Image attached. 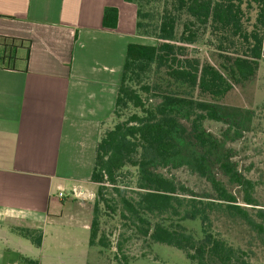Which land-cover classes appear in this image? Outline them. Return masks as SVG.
<instances>
[{"label": "trees", "instance_id": "1", "mask_svg": "<svg viewBox=\"0 0 264 264\" xmlns=\"http://www.w3.org/2000/svg\"><path fill=\"white\" fill-rule=\"evenodd\" d=\"M125 1L137 6V34L155 43H132L127 48L111 116L115 123L107 128L106 122L103 125L92 182L116 186L120 174L136 169V196L129 197L116 187L114 191L121 205L120 217L131 222L143 237L185 252L195 264H249L245 252L213 232L211 215L218 212L240 218L262 234L264 224L252 217L223 182L209 174L207 163L213 160L220 165L229 181L242 189L247 206L258 205L256 183L244 178L230 156L222 153L204 122L225 120L218 103L236 86L253 81L259 72L264 50V0ZM117 24L118 10L106 7L103 26L115 29ZM199 42L210 48L218 64L192 51ZM30 50V41L0 36V68L17 70L20 54L25 51L26 71ZM127 111L131 112L122 119ZM186 123H191V132ZM188 133L198 148L195 166L210 180L215 201L197 199L198 195L191 193L192 198L180 197V192L188 193L185 187L156 171L171 163L181 164ZM103 190L99 187L94 203L89 243L109 250L107 236L101 232V202L116 213L118 205H111L114 200L106 199ZM257 216L264 219V211L259 209ZM187 221H199L201 233L188 230L184 225ZM15 231L41 246V230Z\"/></svg>", "mask_w": 264, "mask_h": 264}, {"label": "crops", "instance_id": "2", "mask_svg": "<svg viewBox=\"0 0 264 264\" xmlns=\"http://www.w3.org/2000/svg\"><path fill=\"white\" fill-rule=\"evenodd\" d=\"M136 24L125 0H0V36L31 43L26 71L25 51L0 68V264H103L89 243L92 174L127 48L153 44ZM18 228L41 230V246Z\"/></svg>", "mask_w": 264, "mask_h": 264}, {"label": "rangeland", "instance_id": "3", "mask_svg": "<svg viewBox=\"0 0 264 264\" xmlns=\"http://www.w3.org/2000/svg\"><path fill=\"white\" fill-rule=\"evenodd\" d=\"M254 21L255 13L251 14ZM181 32V28L178 33ZM152 43H155L151 40ZM197 51V55L204 60L218 64L215 55L210 48L199 42L191 47ZM195 54V53H194ZM158 102L159 100H152ZM222 115L225 120L204 122L205 130L212 134L219 142L222 153L228 154L230 160L236 165L241 175L254 181L256 189L254 197L258 201L256 207L247 206L243 202L242 189L229 181L220 169V165L213 160L208 164L209 174H214L236 195L241 205L248 207L252 217L264 224V219L257 216L259 209L264 211V50L263 59L260 64L256 78L243 86H236L235 89L219 103ZM131 111L125 112L122 119H126ZM115 123L114 118L106 122V128ZM191 132V123H186ZM188 133V140L185 142L186 150L181 164L167 167H159L156 171L166 177L174 179L179 185L185 187L188 193L180 192V197L192 198L198 195L197 199L214 200L216 192L208 178L202 176L195 166L194 152L198 148L194 145L195 139ZM136 169H126L117 180L116 186L106 182L96 184L95 200L98 197L99 187H104L103 194L106 199L114 200L111 205L117 203V213L107 209L101 202L103 210L101 216V232H103L110 243V249L104 250L102 254L103 264H195L189 260L185 252L167 245L156 244L143 237L137 228L120 217L121 205L114 187L123 189L127 196H136L137 188ZM191 193V194H190ZM211 228L215 234L225 239L230 245L245 252V261L249 264H264V234L253 229L244 220L232 218L224 213H213L211 215ZM188 230L201 233L199 221L185 222ZM121 245V250L118 246ZM99 251V248L96 247ZM100 253V252H99ZM97 254V253H96ZM124 256L126 259H124ZM116 257L118 259H116Z\"/></svg>", "mask_w": 264, "mask_h": 264}]
</instances>
